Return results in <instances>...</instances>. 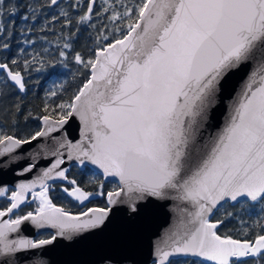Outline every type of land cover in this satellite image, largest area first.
<instances>
[{
	"label": "snow or ice",
	"instance_id": "1",
	"mask_svg": "<svg viewBox=\"0 0 264 264\" xmlns=\"http://www.w3.org/2000/svg\"><path fill=\"white\" fill-rule=\"evenodd\" d=\"M0 106V264L158 208L150 264H264V0H0Z\"/></svg>",
	"mask_w": 264,
	"mask_h": 264
},
{
	"label": "water",
	"instance_id": "2",
	"mask_svg": "<svg viewBox=\"0 0 264 264\" xmlns=\"http://www.w3.org/2000/svg\"><path fill=\"white\" fill-rule=\"evenodd\" d=\"M78 124V121L76 122ZM75 135L78 136V129ZM74 165V164H71ZM91 167V166H90ZM170 223L167 209H154L146 216L130 219L126 212L113 217L102 233L68 246L66 242L50 246L46 259L51 264H93L100 251H117L120 255L150 264V241Z\"/></svg>",
	"mask_w": 264,
	"mask_h": 264
},
{
	"label": "trees",
	"instance_id": "3",
	"mask_svg": "<svg viewBox=\"0 0 264 264\" xmlns=\"http://www.w3.org/2000/svg\"><path fill=\"white\" fill-rule=\"evenodd\" d=\"M17 23H19V20L17 19ZM58 27V26H57ZM86 35L83 34L80 37V42H83L84 36ZM50 38L51 35H50ZM71 71H74L72 69ZM71 71L69 70H64V69H56L55 74H52L51 71H43L39 73H33V78L34 79H39L40 84L39 86L35 89V95L33 96L32 94L29 95L28 100L26 101L35 111L37 106H39L42 102V98L44 97V91L47 90L49 87L52 86L53 81L60 82V81H71L72 76H71ZM75 85L73 84V90H74ZM69 95H71V92H69ZM2 107V106H0ZM2 115V114H0ZM33 126H35V122H33ZM71 174L74 175L78 180L81 181H87L89 179V176L87 174L83 173V170L77 169L75 166H72L71 168ZM56 199L54 202L57 204H65V201L61 199V194L59 193V190H57L56 194ZM5 202V199H3L0 203V206H3ZM66 207H71L72 202H68L65 204ZM89 206H94V205H89ZM75 210V209H73Z\"/></svg>",
	"mask_w": 264,
	"mask_h": 264
},
{
	"label": "bare ground",
	"instance_id": "4",
	"mask_svg": "<svg viewBox=\"0 0 264 264\" xmlns=\"http://www.w3.org/2000/svg\"><path fill=\"white\" fill-rule=\"evenodd\" d=\"M72 166H74V165H71V164L69 165L70 168H72ZM3 199H5V198H0V203H1V201H2ZM61 241H62V240H61ZM140 264H143V263H140Z\"/></svg>",
	"mask_w": 264,
	"mask_h": 264
}]
</instances>
